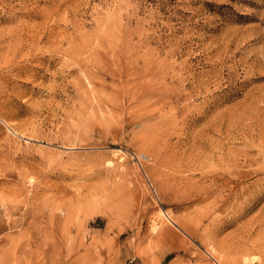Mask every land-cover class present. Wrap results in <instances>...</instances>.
<instances>
[{
  "label": "rangeland",
  "instance_id": "rangeland-1",
  "mask_svg": "<svg viewBox=\"0 0 264 264\" xmlns=\"http://www.w3.org/2000/svg\"><path fill=\"white\" fill-rule=\"evenodd\" d=\"M0 264H264V0H0Z\"/></svg>",
  "mask_w": 264,
  "mask_h": 264
}]
</instances>
